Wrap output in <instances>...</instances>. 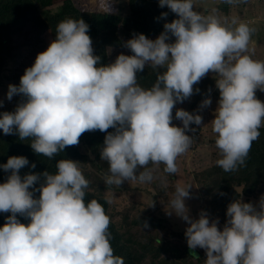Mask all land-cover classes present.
I'll use <instances>...</instances> for the list:
<instances>
[{
	"label": "clouds",
	"instance_id": "9594fccd",
	"mask_svg": "<svg viewBox=\"0 0 264 264\" xmlns=\"http://www.w3.org/2000/svg\"><path fill=\"white\" fill-rule=\"evenodd\" d=\"M110 5H103L108 14ZM158 6L177 18L165 23L155 40L133 34L122 45L131 55L118 54L107 65L94 55L83 19L59 22L55 39L25 69L19 85L8 86L6 98L21 100L14 111L0 113V132L31 139L32 151L48 159L78 145L86 132L106 133L100 152L108 164L105 183L151 182L150 163L163 164L168 174L177 172V158L193 143L188 133L196 128L191 126L203 122L197 112L212 101L203 99L193 112L176 105L199 94L194 86L214 73L219 99L211 130L221 156L216 164L224 172L244 165L264 126V102L256 98L257 91L264 92V61L244 55L253 29L244 23L230 29L215 16H203L193 10V0H158ZM167 15L162 12L160 18ZM146 66L165 69L150 89L137 84ZM78 163L62 159L55 174L23 177L21 169L36 167L26 157L11 156L0 164L10 173L0 183V213L9 214L0 226V264H124L113 253L103 206L95 199L85 202L89 182ZM190 189L177 185L165 211L188 225L187 247L203 249L205 264H264V196L256 205L232 200L221 229L219 220L210 222L204 211L198 219L190 217L185 205ZM18 216L29 222L21 223Z\"/></svg>",
	"mask_w": 264,
	"mask_h": 264
},
{
	"label": "trees",
	"instance_id": "16d2710c",
	"mask_svg": "<svg viewBox=\"0 0 264 264\" xmlns=\"http://www.w3.org/2000/svg\"><path fill=\"white\" fill-rule=\"evenodd\" d=\"M126 2L128 14L122 16L105 11L82 13L72 0H62L61 3H53L52 0H0V86L3 79L18 80L22 76L15 69L7 76L4 69L15 58L13 42L19 37L23 40L30 39L33 44L46 39V42L50 43L55 39L59 22L81 18L89 26L87 34L92 40L94 55L100 57L101 65H107L110 63L107 57L108 48L123 49V43L131 39L133 34H143L148 39L155 38L163 31L165 23L177 18L167 7L160 8L158 0ZM231 5L232 3L222 0L218 9L226 12ZM162 12H168L166 18H160ZM260 36L264 41V25L260 27ZM164 71V68L153 69L146 66L143 72L137 74V84L144 89H150L156 82L157 75ZM215 79L205 77L194 86L200 92L194 94L192 105L199 104L209 96ZM260 93L264 95V92ZM12 111L14 109L9 108L4 112ZM259 131L260 136L252 143L244 165H238L235 171L224 172L215 161L211 166L193 174L198 192L206 200L203 204L204 211L207 214L219 211V220L223 225L226 220V207L232 200L238 201L242 193L249 195L247 190L255 193L264 188V126ZM105 135L106 133L99 131L86 132L80 137L78 145L67 147L53 159H48L32 151L31 139L20 140L16 135H4L0 132V164L6 163L11 156L26 157L29 164L35 163L36 167L30 169L26 166L21 169L19 174L23 177L31 172L48 171L55 174V165L62 159L79 162L78 167L89 182L88 188L85 189V202L95 199L103 206L105 214L110 218L108 231L113 253L122 257L124 264H205L204 251L190 250L183 233L160 234L162 230L167 229L165 220L149 207L137 208L132 202L116 209L107 201L104 193L114 189L112 185L105 183L109 174L108 164L100 158ZM150 165L151 163L147 168ZM9 174L0 170V183H4ZM169 175L171 179L175 174ZM35 195L38 197L39 193ZM8 215L0 213V226H3ZM115 215H119L120 219L115 220ZM17 219L23 224L29 222L23 217L18 216ZM144 223H147V228L142 227Z\"/></svg>",
	"mask_w": 264,
	"mask_h": 264
},
{
	"label": "rangeland",
	"instance_id": "374dc122",
	"mask_svg": "<svg viewBox=\"0 0 264 264\" xmlns=\"http://www.w3.org/2000/svg\"><path fill=\"white\" fill-rule=\"evenodd\" d=\"M62 0H52L53 3H61ZM75 6L82 13L105 11L104 4L111 2V13H118L122 16L128 14L126 0H72ZM222 0H193V10L199 12L203 16H215L221 24L224 26L234 29L240 23H244L253 29L251 34V40L249 43V51L244 55H249L251 59L264 61V41L260 36V27L264 25V0H235L231 7L223 12L218 9V5ZM235 20V24H233ZM152 38L151 40H155ZM174 40V38H172ZM25 41V42H24ZM47 39L41 43L33 44L30 39L23 40L22 37L17 38L13 43L15 45V58L11 60L5 67V74L10 76L13 69L17 73L24 74L26 68L31 67L38 53L45 51L48 47L49 42ZM172 42V41H169ZM131 55L130 51L126 48L116 49L108 48L107 57L110 63L114 62L118 54ZM205 77L216 78L214 73H209ZM19 80L3 79L2 85L0 86V112H4L9 108L15 109L17 104L20 102V96H13L12 100L9 101L6 98L8 86L19 85ZM196 87V85H195ZM207 98H210L212 103L210 106L200 110L197 114L203 117L202 124L197 127L192 125L191 127L196 128L195 132L188 133L192 136L193 143L190 149L179 156L176 160L177 172L170 179V175L164 172V165L159 166L151 164L147 169L151 171L152 181L146 183H139L136 181L124 182L119 187L112 185L114 190H108L104 193V197L107 201L114 206L116 209H120L129 203H135V206L142 208L144 206L149 207L157 216L162 217L165 220L167 229L160 232L161 235H166L170 232L183 233L188 225L175 215H166L165 211L168 209L169 202L173 198L177 185H190L191 198L185 201V205L189 210V215L192 219H198L199 213L204 211L203 204L205 199L201 197L198 192V188L194 182L193 174L200 169L211 166L220 157L219 150L215 146V134L211 130V120L214 118V111L217 100L219 99L218 90L215 88V84L211 89V92ZM256 98L261 102H264V95H261L260 91L256 92ZM194 95L182 104H177L176 108H182L188 112H193L198 109L199 104L192 105ZM175 109L173 110V115ZM173 124L181 126L180 122L173 120ZM154 184V186H152ZM241 189H239L240 191ZM249 195L242 193V202H251L256 205L261 198L264 196V188L261 192L252 193L247 190ZM155 196V198H152ZM239 199V200H240ZM154 201V207H150ZM205 212V211H204ZM210 222L214 219L219 220V211H215L212 214H208ZM115 220H119L120 216L115 215ZM223 224L219 220L218 228L222 229ZM160 235V236H161ZM179 240L182 241V238ZM198 251H204L203 249L196 248ZM205 253V251H204Z\"/></svg>",
	"mask_w": 264,
	"mask_h": 264
}]
</instances>
